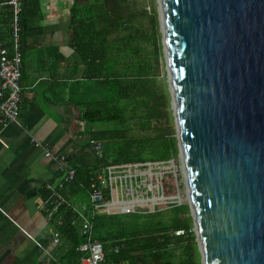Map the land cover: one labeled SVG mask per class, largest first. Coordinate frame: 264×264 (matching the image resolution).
<instances>
[{
    "label": "water",
    "instance_id": "95a60500",
    "mask_svg": "<svg viewBox=\"0 0 264 264\" xmlns=\"http://www.w3.org/2000/svg\"><path fill=\"white\" fill-rule=\"evenodd\" d=\"M157 4L200 262L264 264V0Z\"/></svg>",
    "mask_w": 264,
    "mask_h": 264
},
{
    "label": "trees",
    "instance_id": "16d2710c",
    "mask_svg": "<svg viewBox=\"0 0 264 264\" xmlns=\"http://www.w3.org/2000/svg\"><path fill=\"white\" fill-rule=\"evenodd\" d=\"M21 4L22 41L39 16V1L21 0ZM135 6L132 0H75L71 8V43L82 59L86 82L80 94L76 92L80 120L88 127L89 139L103 143L104 164L167 160L177 153L175 139H170L174 129L168 93L150 91L145 85L158 75L157 14L154 7L151 13L144 8L136 13ZM139 16L149 19L151 31L144 29ZM130 120L152 136H133ZM90 176L91 169H76L74 182L63 193L76 203H87ZM61 212L60 229L75 254L84 238L78 225H71L72 213ZM103 216L94 220V237L104 247L107 264H200L191 220L182 214L122 233L117 232L119 225ZM175 231L183 235L176 236Z\"/></svg>",
    "mask_w": 264,
    "mask_h": 264
},
{
    "label": "crops",
    "instance_id": "0c3cea01",
    "mask_svg": "<svg viewBox=\"0 0 264 264\" xmlns=\"http://www.w3.org/2000/svg\"><path fill=\"white\" fill-rule=\"evenodd\" d=\"M39 16L21 41V101L18 123L0 118V264H76L71 242L56 219L41 209L43 186L62 179L44 150L66 156L76 169L99 161L89 148L87 125L80 120L78 95L83 62L71 43L75 0H38ZM11 13L0 0V50L12 51ZM79 94H76V92ZM74 204H85L88 202ZM52 232H58L54 244Z\"/></svg>",
    "mask_w": 264,
    "mask_h": 264
},
{
    "label": "built area",
    "instance_id": "2783aa9c",
    "mask_svg": "<svg viewBox=\"0 0 264 264\" xmlns=\"http://www.w3.org/2000/svg\"><path fill=\"white\" fill-rule=\"evenodd\" d=\"M11 13L12 51L0 50V118L4 125L18 123L21 101V0H3ZM0 144H6L0 139ZM89 148L99 163L91 169L89 203L74 204L63 193V189L74 182L76 169L66 156H58L48 149L44 157L51 160L60 172L61 182L53 187L43 186L47 196L41 209L48 220L56 219L61 225V211H70L74 216L72 226L78 225L84 241L76 246L79 254L76 264H107L102 243L94 237V220L100 215H149L174 209L183 204L179 176L184 170L180 162L167 160L144 161L125 164H104L103 143L89 139ZM184 176V175H183ZM182 176V177H183ZM170 179V182H168ZM172 189V193L167 192ZM189 203V201H188ZM175 235H183L176 231ZM54 244L59 243L58 232H52ZM53 264H61L55 261Z\"/></svg>",
    "mask_w": 264,
    "mask_h": 264
},
{
    "label": "rangeland",
    "instance_id": "374dc122",
    "mask_svg": "<svg viewBox=\"0 0 264 264\" xmlns=\"http://www.w3.org/2000/svg\"><path fill=\"white\" fill-rule=\"evenodd\" d=\"M133 2H135L136 6L134 7V11L136 13H139L141 8H144L148 13L152 12V7L155 8L156 14H157V21H158V4H157V0H132ZM139 20L141 21V23L144 26V29L146 31H151V25H150V21L147 17H140L139 16ZM158 31H159V23H158ZM159 45L161 47V53L158 57V66H157V77L154 81L152 82H146L145 85L149 88L150 91H162V92H167L168 96H169V104L171 103V99H170V94H169V89H168V78H167V72H166V66H165V58L163 55V47H162V42H161V33L159 31ZM150 48V46H149ZM130 91V90H129ZM131 95L133 94L132 90L129 92ZM169 110L171 112V122L170 124L173 126L174 129V134L172 137H170L171 140L175 139L174 142V146L176 148V154L173 156H171L170 158H173L175 161L179 162L178 165H180V156H179V150H178V143H177V139H176V128H175V122H174V118H173V112L171 110V107H169ZM128 125L132 127V133L133 136L135 135L136 137H149L152 136L151 132H142L141 130H139L136 125H135V121L134 120H130L128 121ZM182 164V163H181ZM184 173V172H183ZM184 175V174H183ZM181 174V176H179V181H180V186H181V192H182V196H183V204L182 206H178L174 209L171 210H167L164 212H159V213H155V214H149V215H137V214H131V215H105L103 216V218L109 219L112 222L116 223L117 225H119V228L117 229L118 233H122V232H132V231H141L143 230V225L150 222L151 220H158V219H163V221H169V219L171 218V216H174L175 214L178 215H183L182 217L185 218H190L191 223H192V232L193 231V221H192V216H191V212H190V207H189V203H188V194H187V187L185 185V176H183ZM183 176V177H182ZM168 182H170V179H168ZM172 189L170 191H168V194L172 193ZM187 207V213H186V209L185 207ZM103 214H100L99 216H101ZM176 232V231H175ZM174 232V234H175ZM177 236V235H176ZM182 236V235H179ZM195 236V234H194ZM195 242H196V238H195ZM197 246V243H196ZM198 251V250H197ZM199 253V252H198ZM201 264V262H200Z\"/></svg>",
    "mask_w": 264,
    "mask_h": 264
},
{
    "label": "bare ground",
    "instance_id": "6f19581e",
    "mask_svg": "<svg viewBox=\"0 0 264 264\" xmlns=\"http://www.w3.org/2000/svg\"><path fill=\"white\" fill-rule=\"evenodd\" d=\"M184 175H185V172H184ZM186 191H187V189H186ZM187 194H188V200H190V198H189V191H187Z\"/></svg>",
    "mask_w": 264,
    "mask_h": 264
}]
</instances>
